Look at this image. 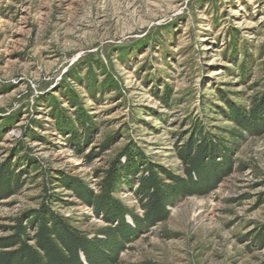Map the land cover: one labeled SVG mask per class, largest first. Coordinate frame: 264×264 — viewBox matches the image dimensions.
<instances>
[{
  "label": "rangeland",
  "instance_id": "rangeland-1",
  "mask_svg": "<svg viewBox=\"0 0 264 264\" xmlns=\"http://www.w3.org/2000/svg\"><path fill=\"white\" fill-rule=\"evenodd\" d=\"M263 123L264 0H0V173L23 182L0 241L45 210L105 241L121 226L78 191L104 195L129 157L185 179L178 150L206 139L222 178L154 225L141 170L120 172L109 199L132 232L114 264H264Z\"/></svg>",
  "mask_w": 264,
  "mask_h": 264
},
{
  "label": "trees",
  "instance_id": "trees-1",
  "mask_svg": "<svg viewBox=\"0 0 264 264\" xmlns=\"http://www.w3.org/2000/svg\"><path fill=\"white\" fill-rule=\"evenodd\" d=\"M260 108L252 112L253 119L259 118ZM237 122L244 125L246 120L240 112H235ZM264 126V123H263ZM221 150L216 145L210 146L206 139L196 144L190 142L178 150V157L184 165L186 178L164 172L172 183L168 184L157 173L153 166L139 169L129 157L127 165L122 169L116 167L108 173L106 193L94 196L92 192H79L81 198L94 207L96 212H102L107 222L117 219L121 227L104 232L105 241L88 239L86 235L72 227L68 221L50 210L36 214L32 224L33 235L19 220L11 238L0 241V264H114L118 259L117 243L132 232L123 217L124 209L110 198L121 171L124 173H142L136 192L145 210V222L154 225L167 217V204L182 194H197L201 192L203 175L211 174L207 187L213 188L222 178V164L217 162ZM224 161H227L225 157ZM23 185L21 174L4 169L0 173V199L10 197ZM77 185V190H79ZM206 187V185L204 186ZM114 203V204H112ZM115 217V218H114ZM135 220V219H134ZM138 222V220H135ZM128 236V235H127Z\"/></svg>",
  "mask_w": 264,
  "mask_h": 264
}]
</instances>
